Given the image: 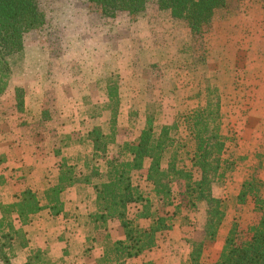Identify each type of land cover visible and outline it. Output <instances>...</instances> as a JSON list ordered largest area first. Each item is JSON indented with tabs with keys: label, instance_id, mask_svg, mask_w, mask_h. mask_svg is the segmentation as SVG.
Listing matches in <instances>:
<instances>
[{
	"label": "rangeland",
	"instance_id": "rangeland-1",
	"mask_svg": "<svg viewBox=\"0 0 264 264\" xmlns=\"http://www.w3.org/2000/svg\"><path fill=\"white\" fill-rule=\"evenodd\" d=\"M42 8L45 30L29 38L24 61L0 97V126L12 133L19 125L24 132L18 134L29 137L50 130L54 139L60 136V144L70 141L63 153L75 154L85 128L110 117L103 110L110 77H118L119 84V143L137 138L143 127L142 120L129 123L131 109L159 104L156 124H168L177 112L203 105L209 94L218 98L236 170L213 187L225 217L216 240L205 243L201 264L216 262L233 222L245 227L256 218L251 203L237 200L241 184L256 169L264 181V164L258 168L264 152V0H229L198 37L153 4L135 19L120 15L113 20L102 19L88 0H42ZM16 86L26 90L27 107L49 110L48 125L31 128V118L16 111ZM60 88L63 94L57 95ZM204 218L205 206L199 205L189 221L176 220L156 249L131 264H184L191 242L203 239Z\"/></svg>",
	"mask_w": 264,
	"mask_h": 264
},
{
	"label": "trees",
	"instance_id": "trees-1",
	"mask_svg": "<svg viewBox=\"0 0 264 264\" xmlns=\"http://www.w3.org/2000/svg\"><path fill=\"white\" fill-rule=\"evenodd\" d=\"M152 4L198 37L218 11L228 8L229 0H88L89 8L105 20L120 15L135 19ZM45 26L42 0H0V97L8 92L24 61L29 38L40 36ZM117 81L116 76L105 81L107 102L103 110L110 117L103 124L85 128L76 165H68L57 149L55 186L41 194L27 188L15 194L11 203L0 201V264H12L15 251L29 247L25 264H55L42 250L29 246L26 227L45 209L54 216L61 214V194L73 186L91 188L95 194L88 214L89 236L105 229L109 221H118L123 231L124 238L106 246L97 264H127L151 252L172 231L176 220L189 221L198 206L204 205L203 239L191 242L184 263L201 264L205 243L216 240L225 217L213 187L236 170L222 133L219 99L209 94L203 105L177 112L168 124H156L159 104L131 109L129 123L142 120L143 127L137 138L119 143ZM12 92L16 111L31 118V128L44 127L52 120L42 105L39 110L26 106L22 87H13ZM81 122L84 127L86 121ZM260 159L261 169L264 152ZM259 171L253 170L237 195L241 204L253 205L256 218L245 227L233 222L213 264H264V181Z\"/></svg>",
	"mask_w": 264,
	"mask_h": 264
},
{
	"label": "crops",
	"instance_id": "crops-1",
	"mask_svg": "<svg viewBox=\"0 0 264 264\" xmlns=\"http://www.w3.org/2000/svg\"><path fill=\"white\" fill-rule=\"evenodd\" d=\"M67 86L70 93L74 92L70 84ZM56 91L57 95L59 92L63 94L61 88ZM13 127L18 128L11 133L7 132L6 126H0L1 129L4 128V131H0V201L3 203H11L15 194L27 188L41 194L55 186L59 160L55 151L60 149L65 162L74 166L81 147L78 142L75 154L63 153L71 148H68L70 141L60 144V136L54 139L50 130L42 131V134H36L34 137L23 133L24 137L22 133L18 134L20 129L24 132L23 128L16 124ZM84 189L86 190L83 191ZM94 201L95 194L91 188L73 186L66 189L61 194L64 209L61 214L54 216L45 209L26 227L29 246L42 250L55 264L61 258L60 264H97L106 246L122 240L124 235L118 221H109L105 229L95 231L93 236L88 235V214L93 209ZM88 239L94 241H87ZM29 248L17 249L12 264H25ZM146 254L128 261L127 264L135 263Z\"/></svg>",
	"mask_w": 264,
	"mask_h": 264
}]
</instances>
